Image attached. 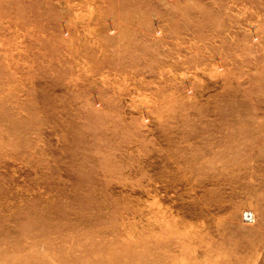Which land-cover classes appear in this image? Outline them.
<instances>
[{"label": "rangeland", "instance_id": "rangeland-1", "mask_svg": "<svg viewBox=\"0 0 264 264\" xmlns=\"http://www.w3.org/2000/svg\"><path fill=\"white\" fill-rule=\"evenodd\" d=\"M0 264H264V0H0Z\"/></svg>", "mask_w": 264, "mask_h": 264}, {"label": "built area", "instance_id": "built-area-1", "mask_svg": "<svg viewBox=\"0 0 264 264\" xmlns=\"http://www.w3.org/2000/svg\"><path fill=\"white\" fill-rule=\"evenodd\" d=\"M242 218L245 222L250 223L254 221V216L250 211H244L242 213Z\"/></svg>", "mask_w": 264, "mask_h": 264}, {"label": "bare ground", "instance_id": "bare-ground-1", "mask_svg": "<svg viewBox=\"0 0 264 264\" xmlns=\"http://www.w3.org/2000/svg\"><path fill=\"white\" fill-rule=\"evenodd\" d=\"M251 212V211H250ZM253 214V212H251ZM254 215V214H253ZM251 223V222H250Z\"/></svg>", "mask_w": 264, "mask_h": 264}]
</instances>
